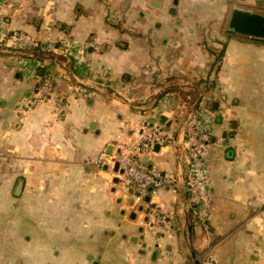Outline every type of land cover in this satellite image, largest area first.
Here are the masks:
<instances>
[{"label":"crops","instance_id":"1","mask_svg":"<svg viewBox=\"0 0 264 264\" xmlns=\"http://www.w3.org/2000/svg\"><path fill=\"white\" fill-rule=\"evenodd\" d=\"M262 2L0 0V184L20 174L34 264H200L209 252L221 264H264V94L259 105L247 94L264 91L250 83L264 80V39L228 29L233 9ZM12 31L42 47L64 39L30 53L7 41ZM45 75L54 98L18 113ZM198 111L211 128L205 221L184 190L183 125ZM143 124L167 141L142 162L175 180L139 202L119 168L94 160Z\"/></svg>","mask_w":264,"mask_h":264},{"label":"built area","instance_id":"2","mask_svg":"<svg viewBox=\"0 0 264 264\" xmlns=\"http://www.w3.org/2000/svg\"><path fill=\"white\" fill-rule=\"evenodd\" d=\"M7 41L19 47V49L31 53L34 49L54 50L56 43H61L64 35H60L55 41L48 42L42 47L40 43L26 34L10 32ZM91 42V41H90ZM96 46L99 42L93 40ZM38 65V64H37ZM54 98V88L50 76L45 75L37 87L31 99L23 101L17 106V112L23 114L33 104L44 103ZM65 106L56 104V111L62 114ZM184 190L190 199V211L200 221H205L208 214V203L211 197V188L207 178L206 166L203 158L208 145L211 132L204 115L198 111L190 114L184 121ZM166 136L155 125L143 124L140 131L129 141L122 143L117 153L101 151L94 160L96 164L106 163L113 165L118 162V168L123 170L122 180L125 187L132 189L131 195L134 201H142L154 189L172 187L175 178L171 174H164L158 168L148 167L142 162V156L152 154L155 145H164ZM158 224L166 227L169 219L160 213L155 217ZM200 264H221L214 253H207L201 258Z\"/></svg>","mask_w":264,"mask_h":264},{"label":"rangeland","instance_id":"3","mask_svg":"<svg viewBox=\"0 0 264 264\" xmlns=\"http://www.w3.org/2000/svg\"><path fill=\"white\" fill-rule=\"evenodd\" d=\"M259 5L256 13L264 15V0ZM226 15L228 17L229 13H226ZM226 25L227 23L224 24V29L227 28ZM254 65H258V68L261 67L259 63ZM263 82L264 80L260 77L256 81L254 78L250 79V83H256L257 87L258 83ZM247 94L255 99L258 105L262 104L259 101L262 100L263 90H250ZM12 173L16 176L12 178L8 186L0 184V264H24L23 262L34 264L36 255L33 250L27 249V242L24 241L22 234L27 230L20 226V192L18 194L14 193L15 186L20 181V174H18V171H12ZM37 237L35 236L33 239ZM24 247L25 249H23Z\"/></svg>","mask_w":264,"mask_h":264},{"label":"water","instance_id":"4","mask_svg":"<svg viewBox=\"0 0 264 264\" xmlns=\"http://www.w3.org/2000/svg\"><path fill=\"white\" fill-rule=\"evenodd\" d=\"M228 29L231 31L247 35L251 37H257L264 39V15L256 12H250L246 10H241L238 8H235L231 11L229 21H228ZM158 146L156 145L155 148ZM144 156L142 157V161H144ZM114 171L118 170V162H114L113 164ZM119 173H123L122 169L118 170ZM114 183L118 182V178L115 177L113 179ZM21 182L18 181L14 193L18 194L20 192ZM129 192H132V189L129 188ZM149 196L146 195L143 200L144 202L148 201ZM133 202V200H130V204ZM138 210H142L143 207L140 205ZM145 221L148 220V217L144 219Z\"/></svg>","mask_w":264,"mask_h":264}]
</instances>
